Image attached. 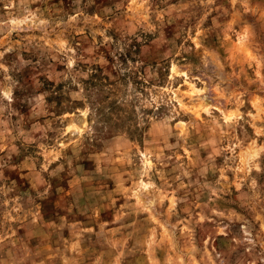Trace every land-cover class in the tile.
Instances as JSON below:
<instances>
[{"label":"rangeland","instance_id":"obj_1","mask_svg":"<svg viewBox=\"0 0 264 264\" xmlns=\"http://www.w3.org/2000/svg\"><path fill=\"white\" fill-rule=\"evenodd\" d=\"M0 264H264V0H0Z\"/></svg>","mask_w":264,"mask_h":264}]
</instances>
